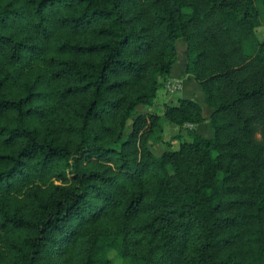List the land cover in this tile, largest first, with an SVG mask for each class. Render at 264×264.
Here are the masks:
<instances>
[{"label":"trees","instance_id":"obj_1","mask_svg":"<svg viewBox=\"0 0 264 264\" xmlns=\"http://www.w3.org/2000/svg\"><path fill=\"white\" fill-rule=\"evenodd\" d=\"M260 25L264 0H0V264H264ZM178 38L210 137L181 140L189 98L136 114Z\"/></svg>","mask_w":264,"mask_h":264},{"label":"rangeland","instance_id":"obj_2","mask_svg":"<svg viewBox=\"0 0 264 264\" xmlns=\"http://www.w3.org/2000/svg\"><path fill=\"white\" fill-rule=\"evenodd\" d=\"M257 35L260 39L264 38V25H260L257 28ZM175 45H176L178 57H177L176 63L172 67V69H173L172 72H175V73L180 72L179 74L181 75L180 76L181 77V79H180L181 89L174 94L167 93L166 86H164L167 79H164L162 81L163 85L161 86L160 90L158 91V95H157V98L154 102V105L149 107V108L139 106L137 111H136V114L155 112V113L161 115L162 105L166 101L167 98H170L172 100V102H174L175 98L177 96H181V97L183 96L182 98H189V99H192L194 101L198 100L199 97H204L203 93L200 89V86L198 85V83L193 78L186 79V80L182 79V76L184 75V73L182 71L181 65L186 58L185 40L183 38H178L175 42ZM164 93L168 94V95H165ZM184 96H186V97H184ZM202 100H203V98H202ZM196 102L198 103V101H196ZM167 121L168 120L161 119L160 120L161 125L159 126V128H157L155 130V132L152 134V136L149 139L150 147L153 150V152L156 154H159L162 150L166 149L167 148V141H169V139L178 132V128L174 124L173 125L170 124L171 122H169V121L167 122ZM130 125H131V120H129L127 123L126 132H128V130L130 129ZM181 132H182V130H181ZM184 135L188 136L189 134L187 131H185ZM210 135L212 136V134H210ZM204 136H206V135H204ZM176 141H178V140H176ZM173 146L177 148L178 144L172 142V148H173ZM108 256L113 259L114 264H120L121 263L120 258L117 257V255L115 254L114 251H110L108 253Z\"/></svg>","mask_w":264,"mask_h":264},{"label":"crops","instance_id":"obj_3","mask_svg":"<svg viewBox=\"0 0 264 264\" xmlns=\"http://www.w3.org/2000/svg\"><path fill=\"white\" fill-rule=\"evenodd\" d=\"M177 57H178V53H177ZM176 61H177V59H176ZM176 61H175V63H176ZM186 63H187V57L185 58V60L183 61L182 65H181L182 71L184 73V75L182 76V79L183 80L193 78L191 75L185 73ZM172 71H173V69H171V72H170L169 76L166 79L173 78V77H176V78H180L181 79V77H180L181 75L179 74L180 72L175 73V72H172ZM165 95H168V94H165ZM182 97L181 96H177L175 98V101L174 102H172V100L170 98H167L166 101L165 102L163 101V102L164 103H168V104H172V105H176L178 98H182ZM184 97H186V96H184ZM202 98H203V100H202ZM196 101H198V103L200 104V106L202 108V115L204 117V121L202 123H200V124H197V125H192V124H186V125H184L183 126V129H182V132H180L181 140H186V141H189L190 140V136H185L184 135V132L187 131V129L188 130H194L196 133H198L200 135H203V136L206 135V137H210L211 136L210 134H213L212 128H211L210 123L208 121L209 115L211 113V109L206 105V102H205L204 97H199L198 100H196ZM162 113H163V110H161V114ZM161 119L166 120L165 118H161ZM170 124H172V123H170ZM172 142L173 143H177V144L179 143V141H176V140H174ZM173 148H176V147L173 146Z\"/></svg>","mask_w":264,"mask_h":264},{"label":"built area","instance_id":"obj_4","mask_svg":"<svg viewBox=\"0 0 264 264\" xmlns=\"http://www.w3.org/2000/svg\"><path fill=\"white\" fill-rule=\"evenodd\" d=\"M167 93H175L181 89V81L180 78H168L165 82Z\"/></svg>","mask_w":264,"mask_h":264}]
</instances>
